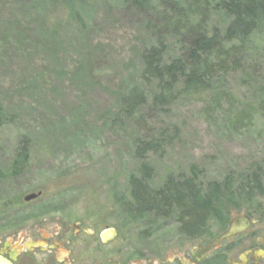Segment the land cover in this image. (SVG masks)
<instances>
[{
	"label": "rangeland",
	"instance_id": "1",
	"mask_svg": "<svg viewBox=\"0 0 264 264\" xmlns=\"http://www.w3.org/2000/svg\"><path fill=\"white\" fill-rule=\"evenodd\" d=\"M152 1L143 13L128 0H0V201L7 211L21 209L13 222L27 224L29 240L42 233L44 246L63 241L59 253H72L66 264H188V253L219 234L215 227L190 241L175 217L123 228L117 204L139 172L138 140L165 142L160 154L147 155L153 189L188 177L192 167L203 187L232 173L264 176V41L253 38L242 67L218 74L206 91L182 94L180 85L168 108L154 107L158 92L142 79V53L162 38L168 61L183 45L174 34L162 36L169 14ZM230 23L224 11H212L207 30L225 34ZM136 89L146 104L127 115L123 98ZM25 141L23 174L10 180ZM257 205L229 218L264 228V204ZM78 224L94 235L77 236ZM106 229L117 237L103 244Z\"/></svg>",
	"mask_w": 264,
	"mask_h": 264
},
{
	"label": "trees",
	"instance_id": "2",
	"mask_svg": "<svg viewBox=\"0 0 264 264\" xmlns=\"http://www.w3.org/2000/svg\"><path fill=\"white\" fill-rule=\"evenodd\" d=\"M131 8L148 13L152 0H128ZM182 5L174 0H161L166 9L162 36L174 34L183 45L181 54L166 60L167 45L160 38L142 53V79L156 88L153 106L168 108L179 93L196 94L209 89L218 74H228L242 67V56L249 54L256 36L264 41V0H195ZM203 4V8L199 7ZM224 11L231 18L225 34L215 29L208 32L212 11ZM159 29V24L156 25ZM133 90L123 98L126 114L132 115L146 104L144 94ZM0 116V128L3 125ZM169 141L170 140H166ZM169 142H166L168 144ZM28 142L18 151L13 169L25 168L29 158ZM163 141L138 140L135 156L140 162L137 175L130 179V196L117 204V215L123 228L143 223L149 218L177 219L181 237L190 241L212 235L213 228L224 227L230 212L248 207L261 210L264 204L262 170L236 176L230 174L222 181H212L205 187L199 182V171L192 167L188 177L169 179L159 189L150 182L154 171L147 155L160 154ZM121 227V226H120ZM121 230V228H120Z\"/></svg>",
	"mask_w": 264,
	"mask_h": 264
},
{
	"label": "flooded vegetation",
	"instance_id": "3",
	"mask_svg": "<svg viewBox=\"0 0 264 264\" xmlns=\"http://www.w3.org/2000/svg\"><path fill=\"white\" fill-rule=\"evenodd\" d=\"M19 173L23 174V170L13 169L9 179L18 180ZM1 177L2 174L0 185L4 182ZM41 195V192L32 194L35 198L30 200L28 198L31 196H26L24 202L35 201ZM8 206L0 201V264H66L65 259L71 257L72 253H59L60 247L66 244L53 236L54 241L49 239L44 246L39 243L40 239H44L42 233L29 240L27 224L13 222L21 209L12 211L9 207L7 211ZM258 224L259 220L253 222L248 217L228 218L224 227L219 229V234L206 238L209 241L187 254L190 261L188 264H264V228H260ZM229 232L232 235L222 239ZM82 233L88 237L94 235L92 230L76 225L75 234L79 236Z\"/></svg>",
	"mask_w": 264,
	"mask_h": 264
},
{
	"label": "water",
	"instance_id": "4",
	"mask_svg": "<svg viewBox=\"0 0 264 264\" xmlns=\"http://www.w3.org/2000/svg\"><path fill=\"white\" fill-rule=\"evenodd\" d=\"M35 198V196H31L28 198V200ZM116 231L114 229H106L102 234L101 238L104 243L110 242L115 239L116 237ZM232 235V232H229L228 234L224 235L222 239L228 238ZM221 239V240H222Z\"/></svg>",
	"mask_w": 264,
	"mask_h": 264
}]
</instances>
